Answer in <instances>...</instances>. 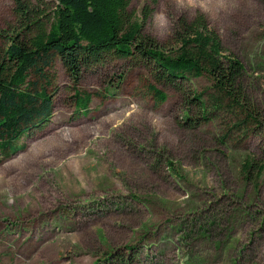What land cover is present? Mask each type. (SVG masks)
Listing matches in <instances>:
<instances>
[{"label":"rangeland","instance_id":"obj_1","mask_svg":"<svg viewBox=\"0 0 264 264\" xmlns=\"http://www.w3.org/2000/svg\"><path fill=\"white\" fill-rule=\"evenodd\" d=\"M23 2L22 17L0 0L1 53L58 4ZM128 12L166 52L178 20L203 13L244 64L263 124L244 131L223 111L190 125L197 105L160 84L158 103L132 58L108 56L78 80L58 60L52 119L0 161V264H264V172H242L248 156L264 163V0H130ZM194 87L206 97L210 81ZM75 88L92 94L87 113Z\"/></svg>","mask_w":264,"mask_h":264},{"label":"trees","instance_id":"obj_2","mask_svg":"<svg viewBox=\"0 0 264 264\" xmlns=\"http://www.w3.org/2000/svg\"><path fill=\"white\" fill-rule=\"evenodd\" d=\"M15 1L26 16L29 10L23 0ZM129 4L130 0H58L48 22L30 20L8 37L9 47L0 52V161L24 148L19 143L24 135L52 119L58 60L78 80L83 70L108 56L135 59L152 74L155 83L148 90L158 103L168 98L160 84L187 94L197 105V115L186 118L190 125L212 121L226 111L234 115V127L259 129L261 114L243 85L245 66L224 47L203 13L178 20L175 48L166 52L143 33V24L132 20ZM201 77L210 81L206 97L194 87V80ZM75 97L78 108L87 113L92 94L75 88ZM242 172L247 180L260 177L262 159L246 157Z\"/></svg>","mask_w":264,"mask_h":264}]
</instances>
